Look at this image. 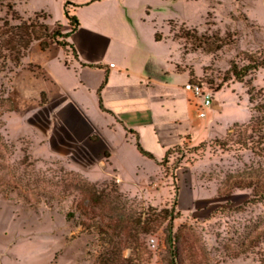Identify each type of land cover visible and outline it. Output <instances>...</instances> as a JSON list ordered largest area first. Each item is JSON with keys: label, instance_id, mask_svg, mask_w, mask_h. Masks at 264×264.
I'll list each match as a JSON object with an SVG mask.
<instances>
[{"label": "rangeland", "instance_id": "374dc122", "mask_svg": "<svg viewBox=\"0 0 264 264\" xmlns=\"http://www.w3.org/2000/svg\"><path fill=\"white\" fill-rule=\"evenodd\" d=\"M25 1L0 0V20L17 24L6 13L11 3L23 20L46 13L50 19L40 21L51 32L58 26L67 33L63 7L72 2L78 6L69 5V14L81 31L89 24L118 31V52L126 49L137 60L171 55L184 75L170 77L162 88L161 113L172 114L175 106L180 136H189L191 145L174 147L159 164L163 154L149 160L139 154L135 139L105 131L111 158L104 166L94 136L73 124L67 130L54 117L58 101L42 91L37 81L42 72L30 64L52 65L55 55L41 53L33 43L18 67L7 61L0 72L13 107L0 118V264H95L103 247H111L98 235L107 216L143 222L154 213L150 209L166 210L175 219L142 236L152 254L149 264H168L169 228L181 237L176 246L182 255L193 253L196 264H264V245H250L264 232V201L255 202L251 190L233 185L264 180V145L246 128L251 118L264 120V113L253 110L264 103V68L242 82L229 72L233 63L245 65L248 56H264V0H122L115 15L104 6H84L89 0H32L27 6ZM155 32L166 41L160 50L154 48ZM189 81L210 90L211 106L203 107L184 88ZM202 111L205 118L199 117ZM97 119L106 126L105 114ZM118 166L123 188L114 172ZM93 191L102 202L96 208L86 206ZM246 247L247 253L232 258ZM131 249L123 251L125 257Z\"/></svg>", "mask_w": 264, "mask_h": 264}, {"label": "crops", "instance_id": "0c3cea01", "mask_svg": "<svg viewBox=\"0 0 264 264\" xmlns=\"http://www.w3.org/2000/svg\"><path fill=\"white\" fill-rule=\"evenodd\" d=\"M30 1L32 0L25 1L24 5L27 6ZM121 1L89 0L83 5L104 6L108 15H115L118 14ZM72 6L77 7L78 4L72 3ZM67 10L69 13V8ZM47 17L48 21L50 16ZM78 24L75 30L71 31L72 26L69 25V32L62 33L68 34L66 41L74 47L77 59L71 58L70 53L57 44H51L48 50L42 51L36 43L41 53L54 54L55 61L52 65L46 61L30 64L42 72L41 79L37 80L42 84V91L49 99H57L53 113L61 125L67 130H70L72 124L77 125L87 135L94 136L95 140L92 141L104 152L101 156L104 166L109 164L111 158L104 141L105 131L113 134L122 132L125 136L138 140L146 151L153 154L156 161L157 154L165 156L167 151L183 143L190 146V137L180 136L182 123L176 118L175 106L172 105V114L169 111L166 115L161 113L162 88L167 87L170 77L184 75L172 56L168 54L165 57L159 53L149 59L143 57L144 59L137 60L126 49L118 52V31H103L93 24H89L88 30L81 31L79 21ZM113 42L116 45L111 49ZM165 42L162 37L159 42L154 40V48L158 47L160 50ZM108 54L110 55L107 56ZM54 94L56 95L53 96ZM99 97L105 110L99 107ZM102 114L108 118L105 127L97 119ZM105 154L108 155L107 158ZM114 172L123 188L124 180L119 166ZM190 193L193 194L194 190L191 189ZM192 194L191 200H197Z\"/></svg>", "mask_w": 264, "mask_h": 264}, {"label": "trees", "instance_id": "16d2710c", "mask_svg": "<svg viewBox=\"0 0 264 264\" xmlns=\"http://www.w3.org/2000/svg\"><path fill=\"white\" fill-rule=\"evenodd\" d=\"M69 5H72V3H65L63 10L65 18L72 26L71 31H73L79 26V24L74 16L69 15L67 10ZM6 8V13H9L11 21H16L17 24H12L8 18L0 20V60L2 69L0 72H3L6 68L5 64L7 61L18 67L21 63V60L27 55L33 43H38L42 51L48 50L51 44H57L64 51L68 53L71 52L72 56L77 59V54L74 47L66 41L68 34H62L59 31L58 26H55V30L51 32L46 22L40 21V19L45 21L48 18L45 14H43V17L38 13H35L32 19L30 18L25 21L18 15V13L13 11V4H7ZM154 40L156 42L161 41V36L157 32L154 35ZM245 60L247 63L242 67H238L237 64L233 63L229 69L231 76L238 82H242L249 72L258 70L259 68H264V56L260 60H258L256 57L248 56ZM88 66L98 67V65ZM190 78H192L191 74ZM106 79L107 75L105 76L104 82ZM6 93V88L2 83H0V118L6 112L13 111V107L11 106L9 98L5 97ZM249 95L250 103H253V95L250 93ZM99 107L101 110H105L102 106L100 97ZM253 110L259 113H264V103L255 105ZM3 125L4 124L0 121V129L3 127ZM246 128H249L253 134H256L258 139H260V143L264 145V120L262 122H258V120H253V118H251ZM230 135L231 132H228L226 134V139H228ZM136 149L142 156L150 160H155L154 156L150 152L145 151L141 147L138 140L136 141ZM173 149L166 152L164 159L159 162V164L166 160L167 156ZM107 156L108 155L105 154L106 158ZM233 185L234 188L238 190H251V197L255 202L264 201L263 179L235 181ZM94 192L95 191L92 193L89 192L86 195V206L96 208L98 205H102L100 197L95 196ZM150 210L154 213H152L150 217L146 218L143 222L141 218H137L136 220L129 222L123 216L118 217L117 215L114 216V218L107 216L108 222L104 228H101V232L98 233V235L102 238L104 244L110 245L111 247H103L102 251L97 256L95 264H149L152 254L147 251L146 247L144 246V242H142V236H150L155 234L162 223L168 219L169 221L175 219V217L172 218V215L166 210L160 211L159 213H157L155 209ZM72 218L73 214L69 213L67 215V219ZM109 230H111L113 233H109ZM166 242L171 245L168 264H196L193 259V253H189L187 255V251L186 257L185 255H182V250L176 246L177 243L181 242V237L178 234H174L171 228L167 229ZM254 244L257 246L261 244L264 245V232L260 233L255 237V239L251 240V247H253ZM131 246H133V249H131L130 256L125 257L123 251ZM246 250L249 249L247 248L245 251L233 253L232 258H237L240 255L247 253Z\"/></svg>", "mask_w": 264, "mask_h": 264}, {"label": "built area", "instance_id": "2783aa9c", "mask_svg": "<svg viewBox=\"0 0 264 264\" xmlns=\"http://www.w3.org/2000/svg\"><path fill=\"white\" fill-rule=\"evenodd\" d=\"M184 88L187 91H190L197 99L200 100L202 103L203 107H209L212 105V100H211V92L208 88L204 87L203 85L199 83H192L188 82ZM200 118H205L206 113L205 112H200L199 113Z\"/></svg>", "mask_w": 264, "mask_h": 264}]
</instances>
